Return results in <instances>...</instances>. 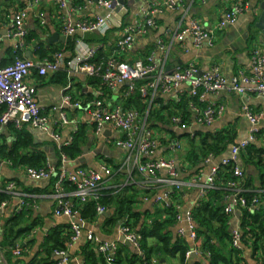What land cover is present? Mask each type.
Returning <instances> with one entry per match:
<instances>
[{
	"label": "crops",
	"instance_id": "1",
	"mask_svg": "<svg viewBox=\"0 0 264 264\" xmlns=\"http://www.w3.org/2000/svg\"><path fill=\"white\" fill-rule=\"evenodd\" d=\"M29 1L0 0V65L2 66L13 63L16 58L20 57V52L26 58L29 51L33 54L32 59L40 63L43 60L37 54L36 47L41 42L46 45L55 44L59 47L62 44L66 45L71 38L67 36V42L46 41L54 32L64 35L63 15L65 10L60 8L56 0H40L31 10H28L26 20L29 34H37L38 39L33 38L21 49L19 42L8 35V30L11 28L18 11L26 8ZM125 1L128 12L122 20L123 24L135 21L144 22L146 12L152 7H162V11L154 16L156 26L148 33L138 35L132 46L126 51L118 49V42L124 35L121 27H114L105 34L100 32L85 34L84 38H98L85 40L98 46V52L102 50L106 58L115 57L118 60L133 63L137 60L147 61L149 57H153L154 63L159 68L164 67L165 69L170 66L176 67V64L185 66L193 63L200 68L202 73L218 66L222 74L231 79L240 71L251 72L254 48L260 47L264 51V30L258 26L263 13L262 4L264 0H246L248 7L239 15L237 21L217 31L212 41L204 42L201 45H196L190 34L178 38L176 33L189 27L193 20L197 21L203 28H214L231 10L232 0H180L174 8L166 7L167 0ZM68 10L74 11L76 18L105 16L108 13L105 8L96 3H88L86 0L72 1ZM80 36L82 34L77 35V37ZM55 75L56 73L41 76L37 70H33L27 79L29 83L36 86V99L51 119L50 129L59 132L61 135L58 142L52 136L51 130L46 131L27 126L33 134L35 148L44 151L48 163L56 168L64 166L73 171L80 167L95 170H100L102 165L111 167L115 173L111 179L105 180L103 194L112 193L111 190L113 193H118L126 185H136L139 190L136 212L140 214V219L134 228L138 232L142 228V223L152 224L155 220L166 218V215L162 213V205L165 202L158 203L155 198L157 195H164L169 190L167 184L159 182L160 178L167 176V172L161 171L157 176L151 178L139 172L131 173V168L136 166V156L131 155L129 150L116 144L117 140L123 137V132L108 124L102 133H96L94 123L91 121L87 105L97 95L96 91L99 87L90 83L88 78L72 80L68 77L67 81H63ZM71 82V89H66V86ZM127 85L129 84L125 83L116 88L106 89L105 100L112 106L120 103L121 95ZM66 94L72 95L74 100L86 103V107L74 108L64 105ZM88 95H92V97L88 98ZM195 99L189 92L188 84H183L180 88L169 93H159L155 96L153 109L155 108L159 115L152 118L150 116L148 123L161 139V143L155 154L144 158L151 160L160 157H172L178 161L179 179L186 186L181 192L180 199L174 201V205L180 203L184 215L188 210H192L204 196L200 185L192 182L193 176L200 175L202 181H206L211 168L220 163L223 157L229 155L228 150L223 156L212 157L210 162H205L197 167L187 164V162L184 163L182 157L185 154L183 153V146L187 141L186 134L191 133L192 136H195L197 130L213 132L227 129L235 132L236 142L246 139L252 126L243 112V106L248 105L255 113L263 114L259 123L260 132L255 143L264 148L263 97L255 94L239 95L227 91L209 93L207 95L208 101L224 104L226 107L224 114L211 126L189 124V121L193 119L191 103ZM54 107H57V110H54ZM62 113L66 114L69 123H61ZM176 117L181 118L185 126L176 123L174 120ZM81 128L86 132L81 152L75 158H64V154L60 155L59 153L60 148L71 143L75 133ZM0 133L5 137L8 144H12L14 139L8 125L3 126ZM177 142L181 143L180 150L173 148L174 143ZM239 164L245 171V187L254 190L264 198V167H259L250 162L245 151L241 153ZM25 168V165L14 166L8 160L2 161L0 165V189L7 186L9 182L15 184L14 192L6 191L11 195L10 200L0 206V255L3 257V264H28L41 250L42 244L52 230L70 231V218L55 214L58 197L54 181L52 183L51 179H32L26 174ZM72 189L70 185L66 186L67 199L71 201L74 199L71 193ZM115 209L111 206L107 212L98 214L94 219L83 218L80 211L84 233L77 240H72L69 243L66 251L70 254L68 264H89L83 249L88 243L94 244L88 240L87 232H93L102 241H115L119 245L118 251H122L123 255L129 251L128 255L130 256L134 254L144 256L121 240L124 237L122 226L126 221L114 219ZM19 213H25L22 227H25L27 232L22 234L16 242V246L23 249L22 254L15 255L16 247L4 246L2 241L6 225ZM129 222L133 225V221ZM242 224V209H237L229 214L228 228L230 234L234 229L242 230ZM182 227L187 229L185 220L176 221L175 226L171 227L175 238L179 237L178 230ZM182 237L190 246L188 255L191 263H207V256L203 254L198 240H193L188 232H186V236ZM215 242L218 245L222 244L218 239H215ZM229 247L227 244V248ZM9 249L11 257L8 259L7 251ZM242 250L245 258L244 264H258L256 258L261 255L262 250L255 252L251 245L248 246L245 243ZM152 260L158 259L155 256ZM158 262L179 264L178 258L159 259Z\"/></svg>",
	"mask_w": 264,
	"mask_h": 264
},
{
	"label": "built area",
	"instance_id": "2",
	"mask_svg": "<svg viewBox=\"0 0 264 264\" xmlns=\"http://www.w3.org/2000/svg\"><path fill=\"white\" fill-rule=\"evenodd\" d=\"M40 0H30L27 7L18 11L16 17L8 30V35L19 42L22 47L29 35L27 28L28 10H31ZM74 0H56L57 4L64 11L63 33L68 37L75 38V55L69 50L63 49L58 52L53 60H43L40 63L27 58H16L8 65H0V108H5L0 117V130L3 126L10 123L17 128L31 126L46 131H50L51 119L40 107L36 99V86L27 81L33 70H37L39 75L48 76L62 70L69 72V79H86L89 77H101L102 84L96 91L95 98L87 105L91 121L94 123L96 133H102L106 125L110 124L114 128L123 132V137L117 140L116 144L130 151L131 155L136 156V166L131 168V173L139 172L149 178L157 176L161 171H166L167 176L160 178L159 182L167 184L169 190L164 195H157L155 200L158 203L169 204L171 194L175 190L182 192L185 183L179 179L180 169L175 158L160 157L157 159H144L156 153L161 143V139L150 128L148 114L153 104V100L159 93H169L180 88L183 84H188L190 94L196 98L191 103L193 119L189 124L211 126L216 122L226 109L224 104L214 103L207 100L209 93L227 91L233 94H255L264 98V51L256 47L252 51V68L250 73L240 71L231 79L222 74L218 66L212 67L207 72H201L200 68L193 63L185 66H178L172 71H167L164 67L159 68L149 57L147 61L137 60L133 63L118 60L115 57L107 58L95 62L99 47L88 43L84 36L87 33L100 32L108 33L114 27H121L123 37L118 42V49L126 51L132 46L138 35L148 33L156 26L155 14L162 11V7H152L146 12L144 22L122 23L116 18L114 12L119 5L117 0H86L88 3H96L105 8L108 13L105 16H95L92 18H76L74 11L68 10L69 4ZM180 0H167L166 7L174 8ZM248 5L246 0H232V8L212 29L203 28L197 21L193 20L189 27L183 28L176 33L178 38L184 35H192L196 45L212 41L215 33L224 29L230 24H234ZM44 23V22H43ZM82 36L77 37V35ZM153 76V79L140 87L141 96L145 99L148 107L145 111H140L134 106L128 107L124 101L131 96L135 90V82L138 79ZM131 81L121 95L120 103L112 106L105 100L106 89L116 88ZM72 82L66 86L71 89ZM64 105L83 108L86 103L74 100L72 95L64 96ZM57 110V107L53 108ZM243 112L250 120L252 126L249 136L233 143L229 150V155L222 158L220 163L214 165L206 179L202 181L200 175H194L192 182L200 185L203 195L209 190L218 187L219 173L223 166H231L234 178L226 184L229 189L225 195V212L232 214L237 209L246 210L250 213L264 211V198L259 194H253L244 185L245 171L239 164L240 156L250 144L257 141L260 128L259 123L263 114L255 113L248 105L243 106ZM61 123H69L65 113H62ZM175 122L185 126L181 118L176 117ZM52 136L56 141H60L61 135L55 130H51ZM69 144V143H68ZM173 148L180 150L181 143H174ZM67 156L64 155V158ZM212 156H208L205 162H210ZM26 174L35 180H49L57 176L55 187L57 190L58 203L55 214L65 215L70 218V230L73 233L72 240H77L83 233L81 225L80 206L91 201H99L103 195L105 180L114 176V170L106 165H102L100 170L80 167L76 170H68L64 166L54 167L47 163L45 166L37 168L26 166ZM70 185L73 189L71 193L73 201L67 199L66 186ZM15 184L9 182L0 191H13ZM176 221L186 222V228H180V237L189 233L193 240H197L195 231V221L193 209L188 210L186 215L182 214L181 204L176 203ZM108 208L98 205V214H103ZM124 238L129 240L134 248L144 254L142 250V234L136 230L130 222L126 221L122 226ZM87 238L93 242L98 251L107 257L109 264H114L119 245L115 241H102L93 232H87ZM231 243L237 249H243V231L234 229L231 233ZM23 249L16 246L15 255H21ZM56 255L64 256L66 251H56ZM0 264H3V257L0 255ZM58 264H68V258L59 260ZM151 264H163L158 260H152Z\"/></svg>",
	"mask_w": 264,
	"mask_h": 264
},
{
	"label": "trees",
	"instance_id": "3",
	"mask_svg": "<svg viewBox=\"0 0 264 264\" xmlns=\"http://www.w3.org/2000/svg\"><path fill=\"white\" fill-rule=\"evenodd\" d=\"M33 38H37V34H29L26 38L25 44L29 43ZM86 40H96L98 38H85ZM103 40V39H102ZM100 40V41H102ZM25 46V45H24ZM24 46L20 47L21 49ZM69 50L75 55V38H70L66 45L55 44L46 45L41 42L37 48V54L42 60H53L58 52ZM20 58H25L20 52ZM105 53L100 50L97 54L95 62L106 60ZM57 77L61 80H68L67 70H62L56 73ZM89 82L101 86V77H89ZM153 79V76L138 79L135 82L136 90L129 96L124 104L128 107L134 106L140 111H145L148 107L145 99L141 96L140 87L147 84ZM91 98L92 95H88ZM5 108H0V117L2 116ZM159 115L158 111L153 109V104L150 108L149 117H156ZM148 117V120H149ZM189 117V115H188ZM151 120V119H150ZM8 129L13 136L12 144H8L5 137L0 133V165L4 160L11 161L14 166L25 165L32 167H43L48 163L47 156L44 151L36 149L32 132L27 126L17 128L14 124H8ZM187 141L183 146V161L194 167L205 163L208 156L219 157L223 156L235 140V132L231 130L221 131H195V136L191 133L186 134ZM86 138V132L83 128L77 130L74 139L71 143L63 145L60 148V155L64 154L68 158H75L80 152L82 144ZM247 158L250 162L255 163L259 167H264V148L259 147L256 143H252L245 150ZM186 165V164H185ZM218 187L209 190L201 199L198 204L193 208V216L195 221V231L197 234V242L201 246L202 252L206 255L208 262H194L191 263L188 251L190 246L183 237H174L171 227L176 224V207L174 201L181 197V192L175 190L171 194V202L162 205V213L166 218L162 220H155L152 224L142 223L140 233L142 234V250L144 256L134 254L128 255L129 251L123 255L122 251H118L115 257L114 264H151L152 259H167L178 258L179 264H244L245 258L242 249H237L232 246L231 234L229 231V214L225 212L224 198L228 194L229 189L226 184L229 180L234 178L231 166H223L219 173ZM52 183L57 180V176L51 178ZM119 183V182H116ZM105 193L101 196L99 201L91 200L80 206L81 215L85 219H94L98 215V205L111 208L115 207V220L133 221V227H136L140 214L136 212V204L138 202L139 190L136 185L130 184L123 187L118 193ZM257 194L256 192L252 193ZM11 195L6 191H0V206L9 201ZM243 212V242L252 247L257 252L262 250L261 255L256 258L258 264H264V211H256L250 213L246 210ZM25 213H19L13 217L5 228V235L2 245L16 247L18 238L27 232V229L22 227V222ZM73 233L54 229L45 239L42 244L41 250L38 252L28 264H58L55 259L56 251H67L68 245L72 241ZM218 239L222 243L218 245L215 242ZM229 244V248H227ZM83 253L86 255L89 264H109L107 257L101 254L98 249L88 243ZM10 249L7 251L8 259L11 257Z\"/></svg>",
	"mask_w": 264,
	"mask_h": 264
},
{
	"label": "water",
	"instance_id": "4",
	"mask_svg": "<svg viewBox=\"0 0 264 264\" xmlns=\"http://www.w3.org/2000/svg\"><path fill=\"white\" fill-rule=\"evenodd\" d=\"M119 5L117 6L115 12H114V15L120 20L122 21L124 16H126L127 12H128V7L126 6V1L125 0H117ZM262 10H263V13H262V16L260 17V21L258 23V26L260 28H262L264 30V2L262 4ZM67 36L66 35H60L58 32H54L51 37L47 38L46 41L47 42H54V41H62V42H67ZM32 57H33V54L32 52H27L26 54V58L29 59V60H32ZM179 66V64H176V67ZM174 66H170V67H167V71H172L174 68H176ZM126 84H130L131 81H126L125 82ZM126 245H128L130 248H132L133 250H135L133 244L125 239L124 237L121 239ZM195 256V255H194ZM69 258L70 257V254L69 253H66L64 256L62 255H56L55 259L56 260H61L62 258ZM163 262H165V260H163Z\"/></svg>",
	"mask_w": 264,
	"mask_h": 264
}]
</instances>
